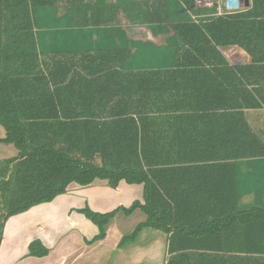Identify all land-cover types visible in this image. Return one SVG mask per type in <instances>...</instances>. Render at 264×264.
<instances>
[{
  "label": "trees",
  "instance_id": "obj_1",
  "mask_svg": "<svg viewBox=\"0 0 264 264\" xmlns=\"http://www.w3.org/2000/svg\"><path fill=\"white\" fill-rule=\"evenodd\" d=\"M170 1L137 5L138 20L168 23ZM181 1L193 14L203 12L196 0ZM57 6H67L80 28L120 24L124 13L131 14L127 6L101 0H0V125L6 131L0 144L19 152L0 160L2 231L11 217L53 202L73 183L86 187L103 180L117 189L125 181L143 185V201L107 213L89 205L77 210L99 229L90 244L106 237V226L119 212L130 216L139 209L146 221L124 237L122 246L146 228L171 234L172 254L181 238L188 247L207 244L210 238L230 241L236 245L230 252H243L239 245L246 243L264 245V209L239 208L231 174L228 179L214 176L217 184L208 187L185 186L186 174L175 167L180 163L162 153V118L179 110L170 106L171 93L181 88L178 70L215 68L228 69L233 78L227 85L225 72L214 73L217 83L202 88L219 103L228 95L233 100V135L220 134L219 147L233 151L234 159L264 156L263 143L242 113L260 107L259 99L264 103V0H251L248 8L217 17L214 7L199 22L172 25L182 44L176 71L170 74L125 71L131 51L123 48L43 57L37 45V11ZM228 48L241 51L250 62L231 65L222 52ZM182 73L181 78H194ZM48 254L41 240L29 245V256Z\"/></svg>",
  "mask_w": 264,
  "mask_h": 264
},
{
  "label": "crops",
  "instance_id": "obj_2",
  "mask_svg": "<svg viewBox=\"0 0 264 264\" xmlns=\"http://www.w3.org/2000/svg\"><path fill=\"white\" fill-rule=\"evenodd\" d=\"M101 1L127 6L131 14L124 13L119 25L138 30L146 25L152 28L156 37L148 30L145 32L156 42L165 32L171 37L172 25L199 22L208 17L211 10V8H200L203 11L201 14H193L181 0H171L168 22L171 28H169L165 27L166 23L146 24L138 20L137 11L140 8L137 5L144 6V3L156 0ZM247 4L251 5V0L249 2L241 0L240 11L248 8ZM71 25L74 27V24ZM134 32L136 30H131V33ZM230 56L225 55L231 65H245L250 62L245 55H234V58ZM241 58L243 60L239 62ZM158 70L170 74L175 72L176 68L162 67L147 71ZM182 71L194 75V78H181ZM219 72H225L227 85L233 82V78L229 79L232 73L228 69L178 70L177 74L180 75L178 82L181 88L179 92L171 93L170 106H178L179 110L171 112V116L164 115L162 118V153L165 157L180 163L175 167L180 169L181 175L186 174L183 179L185 186L208 187L215 182L212 181L214 176L220 174L228 179L231 174L235 181L239 208L264 209V156L234 159L231 157L233 151L219 147L220 134L225 133L227 138L233 135L234 119L231 118L234 110L229 107L233 100L231 95H228L225 102L219 103L217 96L205 92V89L202 90L217 83V79L212 75ZM246 74L250 77L248 71ZM167 80L171 81L165 79ZM190 87H194L193 91ZM250 90L253 91V87H250ZM259 101L260 107L248 108L242 110V113L248 126L264 146V103L260 99ZM5 137L6 131L0 125V139ZM0 146H5L7 153H15L10 149L11 145L0 144ZM16 156L0 158V160ZM185 169L187 171H184ZM73 184L69 186L66 194L59 196L53 202L13 216L5 223L3 231L0 228V234L3 233L0 241V264H264V254H262L264 245L252 247L246 243L239 245L243 248V252H230L236 245L230 241H219L218 238H210L207 244L201 242L190 247L187 246V241L181 238L175 243L172 254L169 250L171 234L151 228L144 229L134 242L122 246L124 237L131 234L137 225L146 221V214L139 209L130 216L119 212L106 226V237L90 244L89 241L99 234V229L83 214H79L77 210L82 207L69 204L72 201L71 197L82 200V204L89 203L96 212L107 213L122 206L129 207L137 200L143 201L144 187L122 181L117 189H113L103 180H96L86 187L75 183L80 186L79 188L72 187ZM59 198H65L64 203L67 205L61 214L64 229H60L58 224L60 223L58 222L60 214L57 213ZM93 199H98V204H94ZM71 221L73 226L67 228ZM89 222L96 226L95 229ZM35 240H41L49 249L46 257L37 258L28 255L29 245Z\"/></svg>",
  "mask_w": 264,
  "mask_h": 264
},
{
  "label": "rangeland",
  "instance_id": "obj_3",
  "mask_svg": "<svg viewBox=\"0 0 264 264\" xmlns=\"http://www.w3.org/2000/svg\"><path fill=\"white\" fill-rule=\"evenodd\" d=\"M36 18L38 52L43 57L59 52L97 53L123 46V49L131 51L130 59L126 62L124 70L140 72L156 70L162 67H174L177 61V51L182 44L177 35L174 38L173 30H171V37L170 34L168 36V33L165 32L159 36L157 42L152 40L145 30L150 31L153 35L154 32L152 28L146 25L141 30L131 27L129 29L119 24H113L108 27H73L71 25L74 24L72 13L67 6L41 8L37 11ZM165 27L171 28L170 23H166ZM131 30H136V32L131 33ZM137 33L138 35H136ZM222 52L224 55H231V58H234V55H244L235 48L222 49ZM242 60L241 58L239 62ZM10 149L15 153H7V148L0 146V158L17 155L18 150L13 145H11ZM72 187L79 188L80 186L74 183ZM71 198L72 201L69 204L82 208L89 205V203L82 204V200L78 198ZM64 199L59 198V203L57 204V213L60 214L58 219L60 229H64L61 214L63 209L67 208ZM98 201V199H93L94 204H98ZM72 221L67 228L73 226ZM89 224L95 229L96 226L91 222Z\"/></svg>",
  "mask_w": 264,
  "mask_h": 264
},
{
  "label": "built area",
  "instance_id": "obj_4",
  "mask_svg": "<svg viewBox=\"0 0 264 264\" xmlns=\"http://www.w3.org/2000/svg\"><path fill=\"white\" fill-rule=\"evenodd\" d=\"M200 8H216L213 16H224L235 14L240 11L241 0H196Z\"/></svg>",
  "mask_w": 264,
  "mask_h": 264
},
{
  "label": "water",
  "instance_id": "obj_5",
  "mask_svg": "<svg viewBox=\"0 0 264 264\" xmlns=\"http://www.w3.org/2000/svg\"><path fill=\"white\" fill-rule=\"evenodd\" d=\"M247 2H249V0H247ZM247 7H249V4H247Z\"/></svg>",
  "mask_w": 264,
  "mask_h": 264
}]
</instances>
